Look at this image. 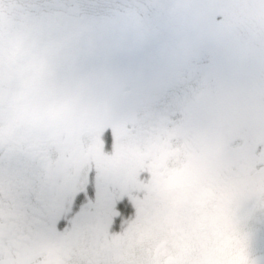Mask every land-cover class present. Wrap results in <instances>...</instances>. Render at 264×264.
Masks as SVG:
<instances>
[{"label":"flooded vegetation","instance_id":"1","mask_svg":"<svg viewBox=\"0 0 264 264\" xmlns=\"http://www.w3.org/2000/svg\"><path fill=\"white\" fill-rule=\"evenodd\" d=\"M128 92L115 104L118 118L86 133L68 101L33 113L40 118L29 126L2 123L0 107V264H209L228 253L256 262L257 243L240 235L246 226L238 234V223L261 202L249 191L259 181L229 176L249 157L222 162L235 153L227 146L179 151V134L197 133L188 125L163 131L145 165L135 164L133 150L117 143L128 104H139ZM238 237L243 251L226 252Z\"/></svg>","mask_w":264,"mask_h":264},{"label":"trees","instance_id":"2","mask_svg":"<svg viewBox=\"0 0 264 264\" xmlns=\"http://www.w3.org/2000/svg\"><path fill=\"white\" fill-rule=\"evenodd\" d=\"M11 1L4 0L0 4V62L3 63L0 99L12 98L30 87L62 84L68 73L64 66L69 65L65 56L70 57L71 47L82 56L86 51L90 53L95 61L91 67L93 70H105L120 60L113 47L121 52L124 51L121 45L131 47L135 43L136 33L129 27L134 25L138 29L136 32H144L145 35L152 28L159 34V44L153 48L149 45V51L143 57L150 64L160 60L162 66L167 63L171 68L164 70L161 65L157 66L158 74L150 77L155 88L149 98L141 88L135 91L138 94L133 95L134 98L144 99L143 96H146L147 100L155 96L159 100V94L171 78L178 77L184 70L188 73L207 72L214 81V84L210 81L208 84L211 91L229 78H247V87L232 84L235 90L231 95L234 94V97L229 103H238V110L230 112L228 108L222 109L219 113H223V117L218 118L234 137L245 135L250 149L240 147L238 154L249 157V160L258 157L262 161L264 0ZM168 6L174 8L173 19L165 18V21L156 23L164 18L163 10ZM114 22L118 23V28ZM103 28L109 32H101ZM121 28L126 30L122 32ZM44 31L49 34L44 35ZM97 35L102 41L107 37L109 40L98 42ZM156 48L158 52L153 54ZM110 71L106 69L109 76L112 75ZM132 88L125 95L128 91L134 92ZM121 98L120 101H123ZM240 99L243 100L241 105L238 102ZM121 105L118 102L117 108ZM133 106L134 103L128 104L129 114L124 115L125 122L130 125L134 124L131 116L134 114L131 110ZM258 257L259 254L256 261Z\"/></svg>","mask_w":264,"mask_h":264},{"label":"rangeland","instance_id":"3","mask_svg":"<svg viewBox=\"0 0 264 264\" xmlns=\"http://www.w3.org/2000/svg\"><path fill=\"white\" fill-rule=\"evenodd\" d=\"M3 1L0 0V4ZM31 1L36 3L38 0ZM173 9V6L165 7L163 10L164 18L158 19L156 23L165 18L173 19ZM114 26L118 28V23L114 22ZM128 29L135 31V43L129 44L131 47L121 45L124 50L121 52L117 50V47H113V52L116 51L118 53L120 60L115 65L110 64L108 68L106 67V69L111 70V76L106 74V69L98 71L91 68L94 66L95 61H93V57H91L89 52L86 51L82 56L74 47H71L70 57L65 56V60L69 62V65L63 64L66 67V71H68L66 80L60 85H42L40 88L30 87L28 90L19 92L12 98L0 99V107L5 108L4 110H6L7 115V118L2 123L20 126L22 125L20 122H22L24 125L29 126L33 120L40 118L33 115V113H38L39 111L41 113V109L45 106L48 107L47 105L50 103L61 102L63 105L68 101L69 106L66 107H68L67 110L69 112L77 109V128L86 133L90 130H96L102 123L108 126L110 122H113L115 115L118 118L119 113H114L115 104L118 103L117 100L121 98L124 92L132 88L134 84L135 86L132 88L134 92L141 88L143 93L145 92L149 98L150 92L155 88V83H151L150 77L158 74L157 66H160L161 62L159 60L158 62L156 61V64H150L146 62L143 56L148 53L149 45L151 48L158 47L159 40L157 37L159 34H156L151 28L147 31L146 36L144 32H136L138 29L134 25ZM125 30L123 28L120 29L122 32ZM163 30L164 28L162 27ZM100 31L109 32L107 28H103ZM43 34L47 36L49 32L44 31ZM97 37V41L101 42V37L99 35ZM107 38L104 41H108L109 38ZM146 38L148 45H146ZM157 52L156 48L153 54ZM122 61H125V63ZM162 67L164 70H168L171 68V65L166 63ZM2 70L3 63L0 62V72ZM181 73L178 77L171 78L165 90L159 94V100L155 96H151L147 100H145L146 96H143L144 99L142 100L144 101H138L133 98V101L139 104L135 109L136 111H132L134 114L131 116L134 123L138 124L137 126L135 124L130 125L126 121L127 126H121L122 134L120 132L117 133L119 139L117 143L126 145L133 150L131 153L134 156V161H136L135 164L145 165L143 158L150 156L149 151L155 143H158V136L163 131L168 132L173 131V129L183 131L188 125H191L197 133H194V138H192L193 135L188 138L189 133L187 132V137L185 138L182 137L183 134H179L178 138L181 137L179 143L182 147L179 151H188L187 148L190 147L191 151L188 154H192L196 147L200 145L205 147L211 146L217 151L227 146L229 150L231 148L234 149L235 153H231V156L220 160L229 163L233 159V162H235L233 157L239 153L238 149L240 147L250 149V145L248 142L246 144L245 135L239 134L234 137L232 132L226 128L227 125L218 116L223 117V113L219 112L225 108H228L230 112L238 110V103H233V105L229 103L232 96L234 97V94L231 95L232 91L235 90L232 84L247 87V78L242 80H236L237 77L231 80L229 78V81L219 83L214 87L215 91H211L208 84L209 81L212 82L211 84H214V81L207 72L195 71L188 73L184 70ZM132 92L130 93L133 94ZM240 101L243 100L240 99L238 101L241 105ZM63 116L66 117L67 115H62L61 117ZM9 117L10 119L8 120ZM121 124L120 120H118V125L120 126ZM115 125H112V127ZM89 139L88 144L93 146L95 144L94 135H91ZM155 147L157 148L158 145L155 144ZM146 149L149 150L146 151ZM257 158L254 157L251 160L239 162L235 166V169H232L229 176L235 173V176L239 178L236 181H241V183L252 182L253 180L259 181L256 184L257 188L251 189L249 187V191L251 194H254L256 199L260 197L261 202L257 204L253 214L245 212L242 220L238 223V234L248 227V230H244L245 232H242L240 235L246 237L251 243H257L259 259L255 264H264V156L262 161H259ZM238 238L240 239V237ZM225 239L228 241L229 237L226 236ZM233 239L236 241L233 244H239L236 246H233V244L227 245L226 252L243 251L242 245L245 243H243L242 239ZM209 250L214 251V248L210 247ZM258 254L256 251L255 257L251 256L257 258ZM236 258H231L228 253L226 260L222 261L219 259L218 263L212 258V263L209 264H238ZM229 260L236 261V263Z\"/></svg>","mask_w":264,"mask_h":264}]
</instances>
